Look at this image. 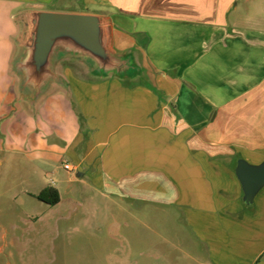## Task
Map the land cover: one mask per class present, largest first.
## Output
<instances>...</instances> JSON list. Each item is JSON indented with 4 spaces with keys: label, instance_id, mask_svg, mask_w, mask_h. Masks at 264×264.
<instances>
[{
    "label": "crops",
    "instance_id": "crops-1",
    "mask_svg": "<svg viewBox=\"0 0 264 264\" xmlns=\"http://www.w3.org/2000/svg\"><path fill=\"white\" fill-rule=\"evenodd\" d=\"M55 1L0 0V153L69 163V182L122 209L171 211L197 264H264V187L247 205L236 175L264 162V0H101L89 14L133 72L59 56L61 80L33 98L22 15Z\"/></svg>",
    "mask_w": 264,
    "mask_h": 264
},
{
    "label": "rangeland",
    "instance_id": "rangeland-1",
    "mask_svg": "<svg viewBox=\"0 0 264 264\" xmlns=\"http://www.w3.org/2000/svg\"><path fill=\"white\" fill-rule=\"evenodd\" d=\"M56 12L104 13L101 0H56ZM83 62L95 68L91 59ZM0 264H197L183 219L169 210L130 208L69 182L62 162L46 167L21 153H0ZM59 189L49 205L36 195ZM194 253V254H193Z\"/></svg>",
    "mask_w": 264,
    "mask_h": 264
},
{
    "label": "water",
    "instance_id": "water-1",
    "mask_svg": "<svg viewBox=\"0 0 264 264\" xmlns=\"http://www.w3.org/2000/svg\"><path fill=\"white\" fill-rule=\"evenodd\" d=\"M25 26L20 41L25 49L17 68L24 76V87L36 98L54 80V59L73 55L91 59L99 74L128 75L135 69L129 57H116L111 47V23L101 15L31 10L23 13ZM236 175L251 205L264 187V162L252 165L240 159Z\"/></svg>",
    "mask_w": 264,
    "mask_h": 264
},
{
    "label": "trees",
    "instance_id": "trees-1",
    "mask_svg": "<svg viewBox=\"0 0 264 264\" xmlns=\"http://www.w3.org/2000/svg\"><path fill=\"white\" fill-rule=\"evenodd\" d=\"M36 198L39 201L52 206L59 204L61 201L60 193L58 189L54 187H48L43 189L38 195H36Z\"/></svg>",
    "mask_w": 264,
    "mask_h": 264
},
{
    "label": "built area",
    "instance_id": "built-area-1",
    "mask_svg": "<svg viewBox=\"0 0 264 264\" xmlns=\"http://www.w3.org/2000/svg\"><path fill=\"white\" fill-rule=\"evenodd\" d=\"M64 168H65L67 171H72V170H73V167H72L69 163L65 164V165H64Z\"/></svg>",
    "mask_w": 264,
    "mask_h": 264
}]
</instances>
